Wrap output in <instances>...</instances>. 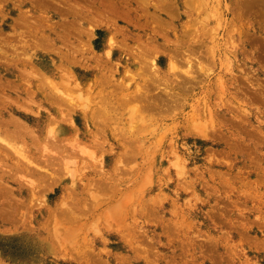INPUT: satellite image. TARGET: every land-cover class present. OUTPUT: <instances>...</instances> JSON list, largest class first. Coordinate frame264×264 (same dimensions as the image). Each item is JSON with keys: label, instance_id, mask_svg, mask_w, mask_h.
<instances>
[{"label": "rangeland", "instance_id": "1", "mask_svg": "<svg viewBox=\"0 0 264 264\" xmlns=\"http://www.w3.org/2000/svg\"><path fill=\"white\" fill-rule=\"evenodd\" d=\"M188 1L0 0V264H264V0Z\"/></svg>", "mask_w": 264, "mask_h": 264}, {"label": "bare ground", "instance_id": "2", "mask_svg": "<svg viewBox=\"0 0 264 264\" xmlns=\"http://www.w3.org/2000/svg\"><path fill=\"white\" fill-rule=\"evenodd\" d=\"M189 1H190V0H189ZM189 1H188V2H189ZM195 1H196V0H195ZM258 1H259V0H258ZM201 2H202V1H201ZM260 2H262V1H260ZM194 3H195V2H194ZM194 3H193V4H194ZM263 3H264V2H263ZM190 4H191V3H190ZM195 4H196V3H195ZM195 4H194V5H195ZM197 4L199 5L200 3L197 2ZM262 5H263V4H262ZM187 6H188V3H187ZM192 6H193V5H192ZM196 8H197V6H196ZM198 9H200V7H199ZM195 10H197V9H195ZM133 23H134V22H133ZM135 24H136V23H135ZM137 26H138V25H137ZM133 44H134V43H133ZM136 47H137V45H136ZM128 76H129V75H128ZM191 76H192V75H191ZM130 77H131V76H130ZM130 77H129V78H130ZM126 78H127V77H126ZM131 78H132V77H131ZM193 78H194V76H193ZM189 80H191V79H189ZM194 80H196V79H194ZM183 83H184V82H183ZM120 84H121V83H119V85H120ZM125 84H126V83H125ZM121 85H122V84H121ZM117 86H118V85H117ZM118 88H119V87H118ZM126 88H127V87H126ZM119 89H120V88H119ZM135 91H136V90H135ZM138 92H140V91H137V94H138ZM94 94H95V93H94ZM99 94H100V93H99ZM135 94H136V93H135ZM139 94H140V93H139ZM139 94H138V95H139ZM141 94H142V92H141ZM138 95H137V96H138ZM143 95H144V93H143ZM96 96H97V95H96ZM100 97H101V96H100ZM120 97H121V96H120ZM140 98H141V96H140ZM140 98H138V99H140ZM123 99H124V98H123ZM142 99H143V98H142ZM128 100H129V99H128ZM105 101H106V100H105ZM111 101H112V100H111ZM121 101H122V100H121ZM124 101H125V99H124ZM122 102H123V101H122ZM87 108H88V107H87Z\"/></svg>", "mask_w": 264, "mask_h": 264}]
</instances>
